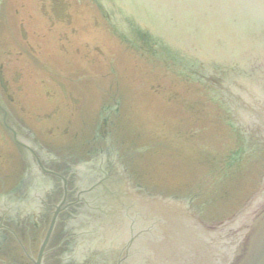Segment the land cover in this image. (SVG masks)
<instances>
[{"label":"water","instance_id":"obj_1","mask_svg":"<svg viewBox=\"0 0 264 264\" xmlns=\"http://www.w3.org/2000/svg\"><path fill=\"white\" fill-rule=\"evenodd\" d=\"M27 1L3 0L0 28L6 40L2 48L4 50L11 47L9 43L13 39L12 33L18 39L16 29L8 23V17L6 22L5 16L10 14L11 20L16 8L26 14L40 5L37 0ZM171 1L175 2V14L168 22L169 26L182 27L183 30L190 27L194 32L206 36L210 43L217 41L233 47L240 68H236L235 72L230 71L231 76L221 86L233 89L231 96L235 98L234 104L236 101L240 103L236 109L238 113L252 112L264 125V74H249V69L244 68L248 63L246 61L258 59V66L264 73V2L189 0V4L184 5L177 0ZM70 2L71 11L74 7L73 26L79 33L68 34L69 42L64 44L68 53L61 52L55 56L56 61L50 60L48 64L54 67L58 64L57 73L61 74L64 71L61 65L68 66L71 63L66 71L69 81H65L68 84L74 82L94 87L96 105L92 106L98 109L106 107L108 112L110 96L119 101L118 111L115 115H109L107 131L115 125L119 150L123 153L125 149L133 152L130 171L137 177L147 176L152 163L161 165L170 158L173 160L174 153L180 152L179 148L184 149L181 143L186 142L194 153L181 155L179 164L182 163L184 170L194 169L195 173L189 171L185 175H175L169 180H174L173 187L178 190L180 185L176 184L196 186L197 194L192 199V206L205 220H210V217H204V208L208 209L211 216L222 217L243 204L256 187L264 169V153L257 147V139L247 142L242 139L240 132L234 135L230 131L227 126L230 118L219 109L218 98L212 100L216 96L213 89L210 90L206 83L191 76V72L183 66L187 64L186 61L171 54L174 57L172 60L165 53L160 55L151 50L147 55L136 47L110 37L102 11L93 0ZM165 7L167 5H163ZM48 27V22L42 19L35 29L45 36V44L53 40L56 43L63 27L57 24L51 31H47ZM136 44L139 41L136 40ZM85 45L101 47L104 56L89 53L85 57ZM77 48L80 49L79 54H75ZM22 59L17 62L19 68L25 64ZM90 60L93 64L89 63ZM24 73L26 78L28 74ZM72 74H79L76 80ZM41 75L34 73L31 87L35 88L33 85H38L35 82L40 78H48L45 74L44 77ZM253 81H258L259 85ZM44 89L50 90L48 87L35 88L39 92ZM74 96L79 99V95ZM139 97L145 101L144 113H140L139 109L135 113ZM63 107L48 123L53 128V140L59 139V133L64 129L68 131L63 137L65 140L75 137L81 130L82 120L79 115L84 121L82 129L89 130L90 121L85 120L84 115L88 118L92 107L80 106L77 111H73V116L69 109L71 105L66 109L64 101ZM10 120L6 111L0 113L3 125H7ZM206 134L211 135L209 142H203V138L201 140L200 136ZM4 143L0 139V144ZM2 147L0 145V149ZM85 147L93 149L94 145L88 144ZM0 154L3 156L2 152ZM194 154L195 157H191ZM204 156L206 158L203 159ZM1 169L9 170V164H1ZM90 173L99 178L98 185L102 186L100 192L106 193L109 199H115L116 185L113 184L112 176L101 168H97L96 172L93 169ZM117 178L127 183V179L121 175ZM130 195L127 200L141 202L130 203L129 208L134 211L127 213L126 219L133 222L128 223L126 219L125 222L128 229L129 226L132 229H143L130 244L135 246L137 242L133 248L140 250H137L136 257L142 264H264V183L243 212L214 226L199 221L187 210L182 200L151 194L144 198L133 193ZM137 205L143 208L144 214L140 213L141 216H137ZM132 229L128 232H132Z\"/></svg>","mask_w":264,"mask_h":264},{"label":"flooded vegetation","instance_id":"obj_2","mask_svg":"<svg viewBox=\"0 0 264 264\" xmlns=\"http://www.w3.org/2000/svg\"><path fill=\"white\" fill-rule=\"evenodd\" d=\"M40 3L41 8L26 14L15 10L12 17L18 39L12 33L10 50L2 49L0 39V58L5 51L6 55L24 57L25 62L27 58H33L39 64L43 63L48 78L39 79L35 82L38 85L33 86L50 88L40 94L30 86L34 72L26 65L19 68L16 59L6 65L0 61L2 99L15 119L32 132V144L27 140L23 152L10 139L0 144L3 145L0 165L9 163L12 167L10 172H0V264H37L39 260L40 264H58L59 258L62 264H80L77 257L67 258L65 254L72 251L74 236L71 231L76 228L81 206L76 174L83 170L85 162L82 158L87 155L82 153L85 149L82 137L77 134L65 140L63 137L68 131L64 129L59 133L60 138L53 140V128L48 124L59 108H64V101L65 108L68 100L77 102L64 82L69 79L46 65L50 60L56 61L55 56L60 52L68 51L62 44L60 49L55 44L50 46L49 41L45 44V36L35 27L42 19L48 22L47 31L61 25L63 29L58 39L60 37L65 43L69 42L68 34L76 35L77 30L70 27L73 17L64 0H40ZM87 50L102 53L96 46ZM76 53H80L79 49ZM24 71L28 74L26 78ZM96 133L94 129L93 137ZM61 247L65 253L60 257L56 252ZM94 259H87V264H97Z\"/></svg>","mask_w":264,"mask_h":264},{"label":"rangeland","instance_id":"obj_3","mask_svg":"<svg viewBox=\"0 0 264 264\" xmlns=\"http://www.w3.org/2000/svg\"><path fill=\"white\" fill-rule=\"evenodd\" d=\"M227 52H229L228 50H227ZM227 54V53H226ZM226 54H225V56H226Z\"/></svg>","mask_w":264,"mask_h":264}]
</instances>
